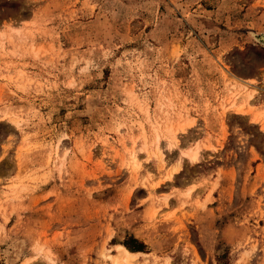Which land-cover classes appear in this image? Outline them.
Listing matches in <instances>:
<instances>
[{
	"label": "rangeland",
	"instance_id": "374dc122",
	"mask_svg": "<svg viewBox=\"0 0 264 264\" xmlns=\"http://www.w3.org/2000/svg\"><path fill=\"white\" fill-rule=\"evenodd\" d=\"M134 240L264 264V0H0V264Z\"/></svg>",
	"mask_w": 264,
	"mask_h": 264
},
{
	"label": "bare ground",
	"instance_id": "6f19581e",
	"mask_svg": "<svg viewBox=\"0 0 264 264\" xmlns=\"http://www.w3.org/2000/svg\"><path fill=\"white\" fill-rule=\"evenodd\" d=\"M159 151V150H158ZM159 153V152H158ZM192 153V152H191ZM196 154V153H195ZM131 155V154H130ZM160 155V153H159ZM163 155V154H162ZM194 155V154H193ZM194 158V156H192ZM133 159V156L132 158ZM137 159V158H136ZM160 159V158H159ZM195 160V159H194ZM133 161V160H132ZM137 161V160H135ZM137 165V164H136ZM135 165V166H136ZM140 167V166H139ZM137 168V167H136ZM117 254H118V258L116 260L120 261L121 263H129L132 262L131 260L135 257L134 253L129 252L128 250H126L123 246H118L117 247Z\"/></svg>",
	"mask_w": 264,
	"mask_h": 264
},
{
	"label": "trees",
	"instance_id": "16d2710c",
	"mask_svg": "<svg viewBox=\"0 0 264 264\" xmlns=\"http://www.w3.org/2000/svg\"><path fill=\"white\" fill-rule=\"evenodd\" d=\"M135 245H136V247H134V246H128V245H126V248L129 250V251H131V252H141L142 251V245L141 244H138V242L137 241H135L134 240V242H133Z\"/></svg>",
	"mask_w": 264,
	"mask_h": 264
}]
</instances>
